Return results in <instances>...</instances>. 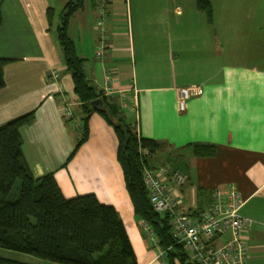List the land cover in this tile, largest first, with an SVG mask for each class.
<instances>
[{"label":"crops","instance_id":"0c3cea01","mask_svg":"<svg viewBox=\"0 0 264 264\" xmlns=\"http://www.w3.org/2000/svg\"><path fill=\"white\" fill-rule=\"evenodd\" d=\"M68 2L0 5V58L14 59L0 89V126L35 111L33 122L21 129L34 176L55 173L68 198L96 194L119 212L138 264H171L135 213L118 160V136L102 114L91 115L87 140L65 166L81 136L64 118L66 101L77 111L82 104L58 35ZM211 2V16L198 10L196 0H163L154 16L137 5L134 18L129 0H109L111 48L99 58L97 0H84L69 22V35L86 59L89 83L139 135L160 142L150 165L188 176L181 184L169 180L184 213L196 216L207 208L215 189L239 190L245 201L240 214L252 221L245 233L247 264H264V0ZM54 70L58 79L50 78ZM183 88L201 91L185 112L178 107ZM195 144L215 145L216 154L196 156Z\"/></svg>","mask_w":264,"mask_h":264},{"label":"trees","instance_id":"16d2710c","mask_svg":"<svg viewBox=\"0 0 264 264\" xmlns=\"http://www.w3.org/2000/svg\"><path fill=\"white\" fill-rule=\"evenodd\" d=\"M84 6V0H69L60 16L58 35L71 73L82 127L78 143L65 166L88 138V121L93 113L102 114L118 136V160L135 213L151 228L171 264H199L192 260L174 236L172 216L156 212L144 181L146 169H154L149 156L161 146L159 141L142 137L120 117V109L98 92L87 80L86 59L76 51L69 35V22ZM198 10L212 15L211 0H196ZM52 21L53 12L48 11ZM3 12L0 7V26ZM14 59L0 58V89L6 86L5 67ZM99 101L94 105L93 103ZM30 112L0 126V247L25 253L53 264H138L127 227L113 205L100 201L94 193L68 198L55 176L36 178L25 158L22 127L35 119ZM196 156H214L215 145L195 144ZM17 181L18 196L13 198ZM0 264H28L0 257Z\"/></svg>","mask_w":264,"mask_h":264},{"label":"built area","instance_id":"2783aa9c","mask_svg":"<svg viewBox=\"0 0 264 264\" xmlns=\"http://www.w3.org/2000/svg\"><path fill=\"white\" fill-rule=\"evenodd\" d=\"M97 5L100 14L97 57L103 58L111 48L107 26L109 0H97ZM50 78L58 79L59 71H51ZM200 92L193 88L181 89L179 110L185 112L188 101ZM64 118L76 129L82 127L81 116L75 104L68 100ZM173 178L178 179L181 184L188 176L174 173L165 166L146 169L144 173V181L154 210L159 214L172 216L174 236L178 243L184 245L192 260L199 264H247L251 253L245 233L250 229L252 221L240 214L245 201L239 190L233 185L213 190L209 206L193 216L180 209L179 198L170 192L168 184ZM146 229L152 232L148 224ZM223 236H228V239L218 244L217 241Z\"/></svg>","mask_w":264,"mask_h":264},{"label":"rangeland","instance_id":"374dc122","mask_svg":"<svg viewBox=\"0 0 264 264\" xmlns=\"http://www.w3.org/2000/svg\"><path fill=\"white\" fill-rule=\"evenodd\" d=\"M7 1L8 0H0V2H1L0 5L2 8H3V6H5ZM136 2H140V4H136ZM194 2H195V0H194ZM162 3H163V0H129V6H132V11L130 10V17L133 16L135 18V15H136V9L135 8L137 5L146 8L144 10L145 15L154 16V14H155L154 8L160 7L162 5ZM194 5H195V3H194ZM160 166L168 167L167 165H160ZM160 166H158V167H160ZM20 186H21V181H17V183L14 187V191H13V198H16L18 196ZM0 257L10 259V260H14V261L23 262V263H28V264H51V262H49L47 260L39 259V258H36L34 256H31V255H28L25 253H21L18 251L9 250V249H5V248H1V247H0ZM176 264H183V263L177 259Z\"/></svg>","mask_w":264,"mask_h":264},{"label":"water","instance_id":"95a60500","mask_svg":"<svg viewBox=\"0 0 264 264\" xmlns=\"http://www.w3.org/2000/svg\"><path fill=\"white\" fill-rule=\"evenodd\" d=\"M97 103H100L99 101L94 102L93 104L96 105Z\"/></svg>","mask_w":264,"mask_h":264}]
</instances>
